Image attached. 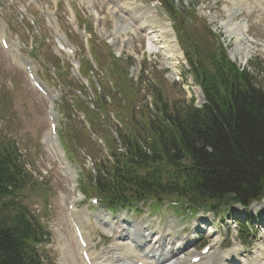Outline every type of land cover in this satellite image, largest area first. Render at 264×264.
<instances>
[{"label":"rangeland","instance_id":"rangeland-1","mask_svg":"<svg viewBox=\"0 0 264 264\" xmlns=\"http://www.w3.org/2000/svg\"><path fill=\"white\" fill-rule=\"evenodd\" d=\"M151 1L154 0H119L117 5L113 0H37L34 4L27 0H0V25L6 31L11 43L19 44L24 54L22 57H17L14 53L8 55L0 46V150L5 140L14 141L26 170L52 188L53 195L48 204L49 216H46L44 222L49 224L53 234L51 243L49 247L46 245V249L49 252L51 250L49 255L57 264H84L80 258L79 245L68 222V207L73 203L77 206L74 207L77 210L74 215L83 225L92 251L96 252L95 256H92L95 261L104 259L110 252V247L114 243L117 244L122 227L132 226L137 233H143V229H148L152 232L150 236L152 241L153 236L156 235H159L158 238L163 241L170 239L173 248L178 242L181 244L190 241L189 243L193 245L190 246L189 251L183 253V258H187L190 252L193 254L207 243L212 246L218 243L215 247L224 250V253L228 250V252L233 251L235 247L246 249L241 253V262L249 259L248 261H255V264L257 261L258 264H262L264 199L253 204L258 206L253 208L252 205L248 209L252 220L247 226L240 227L238 223L244 219V215L239 212L238 207L234 208L236 210L233 209V216L239 217L237 221L232 216L223 218L212 214L198 216H192L188 212L180 214L167 204L162 206L159 212L144 208L136 215L124 213L113 217L108 210L92 207L81 193L84 179L87 178L86 171L93 168L87 154L92 155L97 161L113 162L114 158L111 157L110 151L116 147V143L111 134L117 137L119 131L123 129L114 118V126L108 121L106 126L96 124L98 132L93 131L105 141L108 151L95 137L97 135L91 129H86L88 126L83 112L75 110L73 116L68 117V114H72L67 109L68 105L72 103L77 93L83 95L85 92L73 74H68V88L62 86L56 79L54 69L50 66L51 60L59 58L62 65L67 66L73 56L57 50L55 26L49 22V16L46 14L52 11L59 17L57 23L63 27V30L59 29V33L69 36L71 43L76 47L75 55L78 59L84 62L90 61L93 67L95 66L92 76L95 83L99 84L98 87L101 85L104 87L103 91L99 88L102 93H106V89L112 84L111 80H103V69L112 59V54H115L116 57L121 58L124 68L130 65V76L140 87V101L143 104L152 107L151 98L147 96L148 93L143 87L153 83V89L158 88L163 92L169 102L186 100L189 103L194 99L196 107L203 106L204 95L187 75L189 66L185 56L181 58L177 51L178 55L176 54L173 61H169L167 57L168 47L171 49L174 46L173 38L169 33L173 31V23L163 6L153 9ZM57 2L59 5L56 8ZM169 2L184 18L192 15L193 7L197 8L198 20L187 30L192 37L200 38L202 55L197 58L209 55L223 45L231 54L233 51L238 53L234 54L238 65L255 74L257 81L264 85V0H169ZM70 6L75 8L74 19L69 11ZM24 9L36 20L33 29L27 24L28 18L24 16L26 13ZM76 13L80 15L82 21H87L91 25L95 53L102 61L100 67L93 60L90 51L84 48V41L89 34H85L83 30L73 33V26L79 21L76 19ZM149 13L154 18H148ZM133 14H140L138 17L142 14L154 24L153 22L147 24L145 30L143 26L138 25V20ZM175 28L178 35L184 32L182 24L177 23ZM151 39L159 44L157 52L149 50L148 44ZM183 42L188 44V40ZM244 46L248 48L252 46L250 49L252 54L248 60L245 59V54H242L243 57L239 55L242 49H237ZM173 49L176 50V47ZM177 58L180 63L177 62ZM23 60L33 64L34 73L36 72L43 86L57 99L54 103V111L59 145L65 152L67 150L70 152L69 157L75 163L68 168L71 173H67L68 169L64 171L63 160L51 144L49 102L28 80ZM113 65L117 66L115 63ZM85 67L86 63L83 69ZM90 74L87 76L89 77ZM185 74L187 81L182 78ZM120 86L128 87V83L122 82ZM131 92L136 94L135 90ZM90 96L91 101H94L95 96ZM65 100L66 105H64ZM112 113L114 112L108 110L111 118ZM106 120L107 116L102 115L100 121L105 123ZM79 158L82 160L80 166L76 162ZM73 181H77L79 187ZM27 204L33 216H38L44 211V204L40 199H34ZM100 214L107 217L111 227L116 229L114 235H107L101 229L97 218ZM239 228L242 232H239ZM247 233L250 234V238ZM244 237L248 238L247 244H244L245 248L240 244ZM222 244L224 246H221ZM44 254H48L45 249ZM184 260L185 258L183 263Z\"/></svg>","mask_w":264,"mask_h":264},{"label":"trees","instance_id":"trees-1","mask_svg":"<svg viewBox=\"0 0 264 264\" xmlns=\"http://www.w3.org/2000/svg\"><path fill=\"white\" fill-rule=\"evenodd\" d=\"M168 11L181 16L173 8ZM186 56L206 104L201 109L185 101L169 104L155 91V118L150 110L140 114L141 122L114 112L126 132L121 135L125 152L116 145L110 151L113 162H99L97 178L85 187L87 198L99 195L114 213L139 210L143 199H152L156 207L171 201L183 212L222 216L238 204L249 207L264 198V90L222 49L196 60L190 52ZM113 63L112 71H123L120 61ZM54 64L62 78L60 63ZM117 75L128 83L118 87L128 96L135 90L131 80L125 72ZM77 105L91 125L111 122L112 107L105 100L96 106L107 116L105 123L82 102ZM127 106L134 104L129 100ZM51 194L50 186L26 170L16 143L5 140L0 150V264H56L44 254L51 233L27 204L34 199L46 204Z\"/></svg>","mask_w":264,"mask_h":264},{"label":"bare ground","instance_id":"bare-ground-1","mask_svg":"<svg viewBox=\"0 0 264 264\" xmlns=\"http://www.w3.org/2000/svg\"><path fill=\"white\" fill-rule=\"evenodd\" d=\"M250 3L251 2H249V4ZM133 15L138 20V23H139L138 25L139 26L141 25V27L143 26L145 28V30H146V25L153 22V21H149V20L145 19L142 14L140 17H138L140 14H137V15L133 14ZM153 24H154V22H153ZM169 33H170V36H172V38H173L172 42L174 43L175 40H174L173 31L172 32L169 31ZM169 33H168V35H169ZM157 45H159V44L156 43V41L154 39L153 40L151 39V41L148 44L149 50L157 52L159 50L158 49L159 47H157ZM173 48H175V47L173 46L171 49H170V47H168V49H167L168 51H166L167 52L166 54H167L169 61L174 60V58L176 57V54H177L176 52L178 51L177 49L175 50ZM237 49H242V52L239 55L242 56V54H245L246 58L245 57L244 58L247 60L250 57V55L252 54V51L250 50V49H252V46H250V48L244 46L242 48H237ZM147 52L149 53V51H147ZM178 53L182 58V51H180ZM151 54H154V53H151ZM234 54H238V53L233 51V55ZM247 54H249V56H247ZM178 58H180V57H178ZM178 58H177V62L180 63ZM167 65H169V64H167ZM169 68H171V67H169ZM255 206H258V205H253L252 207L254 208ZM75 211H77L76 208H74L73 215H74ZM74 217L76 219L75 215H74ZM97 218H98L99 226L101 227V229L104 231L105 234L111 235L113 233L114 234L116 233V230H114L111 227V224L109 223L107 217H105L103 214H100ZM151 234H152V232H150L148 229H143V233H137L133 230L132 226L122 227V230L120 231V238L118 239L117 244L115 245V243H114V245L112 247H110V249H111L110 252L105 255L104 259L102 258L103 260L100 259L101 260L100 264H109V262L111 261L110 259H112V260L116 259L115 260L116 263H113V264H137L138 262H142L143 264H187L188 263V262L183 263L184 258H182V255L184 252L190 250L193 243L191 244V243H189L190 241H186L185 243L180 244L178 242L176 247L173 248V243L171 242L170 239L163 241L162 239L158 238L159 235H156V236H153V241H152V240H150ZM235 249H236V247H235ZM235 249L231 252L225 253L227 255L228 260H223L222 256H220V254H218V253L213 254L210 257L208 264H232L231 263L232 258H237L236 253H235V251H236ZM262 250H264V245L262 247ZM231 254H234V255L231 256ZM189 255H191V252ZM92 256L93 257L95 256L94 252L91 253V257ZM107 256H110L111 258H107ZM150 256L160 257V259L158 261H156L155 259L154 260L150 259ZM261 258L263 259L262 264H264V251H262ZM255 263H256L255 261H253V262L247 261L246 264H255Z\"/></svg>","mask_w":264,"mask_h":264}]
</instances>
